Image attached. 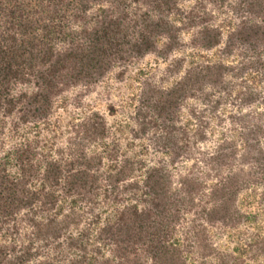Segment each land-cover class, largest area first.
Wrapping results in <instances>:
<instances>
[{"label":"trees","instance_id":"obj_1","mask_svg":"<svg viewBox=\"0 0 264 264\" xmlns=\"http://www.w3.org/2000/svg\"><path fill=\"white\" fill-rule=\"evenodd\" d=\"M206 3L224 6L235 19L223 39L203 10ZM189 30L182 43L180 32ZM184 45L216 49L217 58L189 65L166 87L143 79L130 116V137H145L165 161L118 160L112 141L89 151L108 136L95 111L70 124L63 146L39 150L24 139L0 157V234L12 236L0 242V264H246L264 255V236L253 234L242 257L217 249L208 233L243 222L238 194L264 184V0H197L187 9L178 0H0V119L9 118L12 131L45 121L63 92L88 91L114 68L120 78L133 60L145 54L168 59ZM229 55L237 56L235 64H224ZM182 59H170L167 76L180 70ZM247 71L262 90L247 84ZM233 90L241 110L227 117L237 138L223 135L210 151L200 150L196 143L205 138L206 122L189 130L178 123L180 109L195 99L213 112L219 92ZM187 111L199 117L193 108ZM8 157L14 173L6 167ZM183 158L191 160L189 168L173 174L169 166ZM99 196L117 204L93 235L106 255L97 245L87 247L88 225L80 224L83 214L72 206L91 212ZM63 200L68 207L58 205ZM17 219L29 228L25 237ZM37 241L49 249V259L33 261Z\"/></svg>","mask_w":264,"mask_h":264},{"label":"rangeland","instance_id":"obj_2","mask_svg":"<svg viewBox=\"0 0 264 264\" xmlns=\"http://www.w3.org/2000/svg\"><path fill=\"white\" fill-rule=\"evenodd\" d=\"M196 1L197 0H178V6L182 9H187ZM203 10L211 15L210 23L220 28L221 39H223L226 31L235 23L232 14L226 11L224 6H212L209 3H206ZM190 33L191 30L180 32L179 36L182 43L188 41ZM216 51V49H211L209 51L195 50L184 45L170 54L168 59H161L154 54H145L141 58L129 63L124 68L120 78H117L115 74L118 69L114 68L92 85L88 91L81 92L79 87H74L57 96L52 103L50 113L45 121L30 122L25 125H20L15 131H12L9 118L5 117L2 120L0 119V157H5L8 149L11 148L14 143H21L24 139L35 141L37 143V149L39 150L51 149L52 151L55 145L63 146L66 136L69 135L70 124L80 120L89 112L95 111L103 117L108 136L101 144L92 143L89 146V151H100L105 144L108 145V143L112 141L117 144L118 160L122 157L137 158L144 161L145 165L155 163L158 159L165 161L166 156L156 152L152 146L148 144L145 137L132 139L128 132V129L133 126L130 116L132 115L133 106L136 103L137 92L140 88L141 81L147 79L155 84H160L162 87H166L176 80L189 65L203 61H215L218 55ZM179 57L183 58L180 70L174 75L167 76L165 66L169 63L170 59ZM236 61L237 56L235 55H229L226 59H223L224 64L228 65L235 64ZM243 74V78L251 88L254 90H262L263 84L257 81L255 73L252 74L250 71H247ZM225 77L229 79L228 75ZM79 93L80 96L74 98V96ZM235 94V90L228 95H226L225 91L219 92L222 98H220L221 100L213 112L210 110V105L202 104L195 99L186 100L180 109L178 123L186 124L189 130L195 128V125L198 124V120L206 122L203 128L205 138L196 143V146L200 150L210 151L223 135L229 138H237L235 136L236 130L232 128L233 124L230 123L227 117L229 114L240 113L241 108L239 105L241 104H239L238 97L235 96ZM214 95H217V92H214ZM189 107L194 109V113L199 116L198 118H193L188 114L187 108ZM218 117L221 119L220 122L217 121ZM6 160L8 171L14 173L15 168L11 163L10 157ZM190 163L191 160H184L183 158L169 166V169L173 174L178 172L184 173L189 168ZM106 166H108V162L104 159L102 169H106ZM141 174L142 169L135 173L134 178L139 180ZM262 192L264 193V184L261 186H249L238 194L236 206L247 218L236 227L208 228L210 239L217 249L222 252L245 257L246 246L244 243L251 241L253 234L264 236V195L262 198ZM124 200L126 202L129 201L127 200V195ZM96 201L97 204L91 212H87L85 210L86 208L79 205V203L75 205L72 204V206L75 211L83 214L80 224L83 226L88 225L90 236L87 247L97 245L101 254L106 255V248L93 242V235L96 227L112 216L113 208L117 204L114 205L109 201L103 202L100 196L97 197ZM58 205L66 208L69 206V201H60ZM95 216L97 217V222H89L91 219H95ZM17 223L20 224L18 229L19 236L21 237L24 234L25 237V233L29 230L28 226L25 224L21 225L18 219ZM71 231L75 233L73 228ZM179 232L180 231L177 232L176 236L180 239L181 235ZM11 238L12 236L6 235L3 237L2 234H0V242H7ZM23 241L24 240L19 242ZM32 247L39 252L38 256L33 261L36 262L45 258L49 259L50 256L45 255L49 249L46 247L42 248L40 242H34ZM243 250L245 253H242ZM72 255L73 252L69 254L70 257ZM246 261V264H264V255ZM56 264L61 263L58 262Z\"/></svg>","mask_w":264,"mask_h":264}]
</instances>
